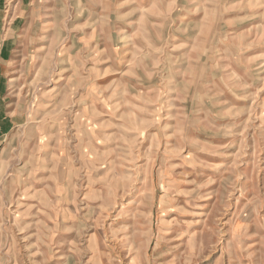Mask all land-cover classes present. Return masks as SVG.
<instances>
[{"label": "rangeland", "instance_id": "374dc122", "mask_svg": "<svg viewBox=\"0 0 264 264\" xmlns=\"http://www.w3.org/2000/svg\"><path fill=\"white\" fill-rule=\"evenodd\" d=\"M3 39L0 264H264V0H0Z\"/></svg>", "mask_w": 264, "mask_h": 264}, {"label": "crops", "instance_id": "0c3cea01", "mask_svg": "<svg viewBox=\"0 0 264 264\" xmlns=\"http://www.w3.org/2000/svg\"><path fill=\"white\" fill-rule=\"evenodd\" d=\"M8 34V31L6 32ZM4 39L1 40L0 43V135L4 133H8L20 123L18 119V113L13 112L9 108V98L8 97V89H9V81H13V77L6 80L4 72L6 71L5 65H8L6 62L9 59L10 48L6 43H4Z\"/></svg>", "mask_w": 264, "mask_h": 264}]
</instances>
